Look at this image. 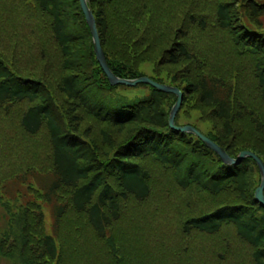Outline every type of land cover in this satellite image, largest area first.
Listing matches in <instances>:
<instances>
[{"label":"trees","instance_id":"16d2710c","mask_svg":"<svg viewBox=\"0 0 264 264\" xmlns=\"http://www.w3.org/2000/svg\"><path fill=\"white\" fill-rule=\"evenodd\" d=\"M10 1L0 14V200L18 212L0 256L194 264L206 250L217 264H264L255 162L225 165L197 137L171 129L173 93L138 83L145 95L114 96L131 86L109 83L80 0ZM87 2L116 76L176 86V126L264 164V0ZM189 109L203 128L179 122Z\"/></svg>","mask_w":264,"mask_h":264},{"label":"water","instance_id":"95a60500","mask_svg":"<svg viewBox=\"0 0 264 264\" xmlns=\"http://www.w3.org/2000/svg\"><path fill=\"white\" fill-rule=\"evenodd\" d=\"M80 4L83 10V13L85 15L86 24L89 28L91 39H92V45H93V51L95 54V58L97 62L99 63L100 67L102 68L103 72L105 73L109 83L111 85H117V84H123L126 86H134L138 83H144L148 84L160 91L173 93L176 96V100L173 103L172 107L169 110L168 113V125L171 129L182 132V133H188L195 137H197L207 148H209L211 151H213L220 160L225 165H236L240 163L244 158H250L252 159L259 172L260 176V182L259 185L255 188L254 191V199L262 206L264 207V164L263 161L254 153L249 151H242L236 155L235 158H231L228 156V154L216 143H214L212 140H210L208 137L203 135L201 132H199L197 129L190 125H183V126H176L174 123L175 114L180 106V102L182 99V92L174 85H169L166 83L157 82L153 79H151L148 76H140L136 78H122L116 76L111 69L108 67L105 56L100 44L95 19L91 10V7L89 6L87 0H80Z\"/></svg>","mask_w":264,"mask_h":264},{"label":"rangeland","instance_id":"374dc122","mask_svg":"<svg viewBox=\"0 0 264 264\" xmlns=\"http://www.w3.org/2000/svg\"><path fill=\"white\" fill-rule=\"evenodd\" d=\"M7 1L11 2L10 0H7ZM2 3H3L2 0H0V14L1 15H3V5H2ZM8 16H10V15H8ZM164 67H165L164 68L165 69L164 72L167 71V73H168L170 71L171 67H169V66H164ZM164 76H166V75H164ZM134 86H131V87H128V88H118L113 95L114 96H118L119 99H121L123 101L129 102V101H131V100H133V99H135V98H137L139 96H142L143 94L145 95L147 93V89L146 88H144V87H134ZM180 104H181V102H180ZM188 108L189 107H187V106H186V108L184 107V109H186V111L188 110ZM189 110L191 112L190 117H189V113H184V110H183V112H181L180 115H179V122L180 123H186L188 121L195 122V123H198L203 128L204 124H201V123H199L197 121L198 120L197 117H199L198 111L197 110L196 111L195 110H191V109H189ZM187 114H188L189 118H186ZM184 115H185V117H184ZM8 192H10L9 196H12V194H13L12 192H14V191L11 190V185L8 188ZM9 202H10L9 198H6V199L3 198V200H0V237H2V235H4V236L8 235V233H6V232L10 231L11 229L13 231L15 229V232L17 231V227L15 225V220H14V216H13L14 214H16L18 212L17 204L15 202H13L15 204H13V203L9 204ZM44 211H45V223H46L47 228L50 229L51 223H52V218H51V215H50V211H48L45 207H44ZM47 231H48V229H47ZM10 240H11L10 247H12V244L15 243V241H13L12 238ZM223 240L225 241V238H223ZM5 246H6V244H5ZM11 251L3 252L4 255L2 254V256H0V264H19L18 259L11 258L12 257ZM202 253L203 254H201L198 257L199 262L198 263L195 262L194 264H210L211 262H212V264H217V263H213V257L207 256L208 252H206V250H205V252L202 251ZM205 256L210 258V260L205 262ZM60 258H62V255L60 256ZM211 258H212V260H211Z\"/></svg>","mask_w":264,"mask_h":264}]
</instances>
